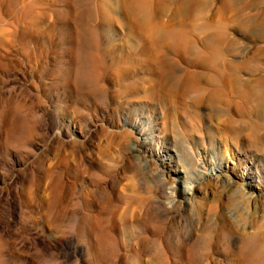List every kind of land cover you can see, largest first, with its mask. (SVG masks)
Segmentation results:
<instances>
[{"label": "rangeland", "instance_id": "374dc122", "mask_svg": "<svg viewBox=\"0 0 264 264\" xmlns=\"http://www.w3.org/2000/svg\"><path fill=\"white\" fill-rule=\"evenodd\" d=\"M263 185L264 0H0V264H264Z\"/></svg>", "mask_w": 264, "mask_h": 264}, {"label": "bare ground", "instance_id": "6f19581e", "mask_svg": "<svg viewBox=\"0 0 264 264\" xmlns=\"http://www.w3.org/2000/svg\"><path fill=\"white\" fill-rule=\"evenodd\" d=\"M139 1V0H138ZM215 38H217V40H218V37H217V35H215ZM210 41V40H209ZM244 93V92H243ZM246 95V94H245ZM217 95H216V93H214L213 95H212V97L213 98H215ZM144 134V143L147 145V144H150L149 142V140H151V139H149L148 137L146 138V133L145 132H143ZM155 134V133H154ZM151 135H152V133H151ZM154 139V138H153ZM208 153H210V152H208ZM207 156V155H206ZM203 159H204V157H203ZM186 169H187V172H188V174H187V176H186V178H184V191H183V194L184 195H192V193H193V184L196 182V181H198V179H200L202 176H204L203 174H200V175H202L201 177H199L198 175V173H197V171H196V169L194 170L195 171V173H196V177H194L192 174H191V171H190V166H187L186 167ZM201 173V172H200ZM157 174V173H156ZM158 178V177H157ZM254 177H252L251 175H248V178L246 179V180H251V179H253ZM252 181V180H251ZM259 182V185H261V187H262V183H260V181H258ZM170 187L168 188V189H165L166 190V193H165V197L170 201V203H172L173 204V200H174V198H175V193H174V187H175V185H174V187H173V185L172 184H170L169 185ZM263 188H264V185H263ZM164 192V191H163ZM260 192H264V191H260ZM234 195L236 196V199H234V202H232V205H234V206H236L237 207V204L235 203V202H238L237 200H239V198H242V199H247V200H251L252 199V197H250L248 194H246V193H244L243 192V190L241 189V188H236L235 189V193H234ZM254 200H256V202H258V199H257V197H255L254 198ZM253 201V200H252ZM169 203V204H170ZM175 204V203H174ZM156 205L157 206H163L162 205V203H161V201H156ZM169 206V205H168ZM171 206V205H170ZM166 212H167V214L166 215H168V214H170V212L166 209ZM247 231V230H246ZM173 244V243H172ZM168 253V252H167ZM165 251H163V257L165 258V260H166V262L168 263V264H171V262H170V259H169V257H168V254H167Z\"/></svg>", "mask_w": 264, "mask_h": 264}]
</instances>
